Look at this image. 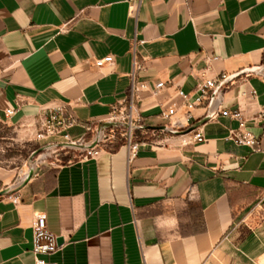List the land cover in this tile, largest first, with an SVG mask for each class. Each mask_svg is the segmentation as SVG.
<instances>
[{
	"label": "crops",
	"instance_id": "1",
	"mask_svg": "<svg viewBox=\"0 0 264 264\" xmlns=\"http://www.w3.org/2000/svg\"><path fill=\"white\" fill-rule=\"evenodd\" d=\"M107 56L112 64L95 66ZM263 58L264 0H0V124L30 133L41 112L63 110L78 122L75 140L128 106L133 81L144 86L133 100L140 125L183 122L177 90L193 102L202 78ZM220 102L241 113L260 151L229 140L239 121L219 111L201 143L165 134L131 159L110 143L96 158L38 166L0 198V264H35L38 214L63 240L43 257L56 264H264V76L236 78ZM205 115L192 110L194 122ZM14 177L0 171L3 188Z\"/></svg>",
	"mask_w": 264,
	"mask_h": 264
},
{
	"label": "built area",
	"instance_id": "2",
	"mask_svg": "<svg viewBox=\"0 0 264 264\" xmlns=\"http://www.w3.org/2000/svg\"><path fill=\"white\" fill-rule=\"evenodd\" d=\"M140 1V0H139ZM113 59L111 56H107L103 59L97 60L95 66L98 68L103 67L106 64H112ZM226 76H221L218 79H207L202 78L196 85L195 92L196 97L193 102L188 100V94L183 90H177L176 95L182 98V101L186 107V113L184 115L183 122H176L174 124L165 125L173 130H186L189 126L193 124L192 110L198 106H205L206 114L209 110L210 97L213 90L217 85L225 79ZM164 87V83L159 82L155 85L154 92H158ZM144 88V86L137 87L132 82L129 96H128V106L125 108H115L111 112L110 116L103 122H117L124 123L128 125V129L124 128H113L107 129L113 132L115 129H121L123 134V143L126 145L128 150V158L131 159L136 156L137 151L140 146L144 145L146 141L140 140L135 135L136 131L140 125L136 118L133 116V100L135 94L139 89ZM222 91V90H221ZM215 101V104L211 108L212 118L216 116L219 112L223 116H228L231 119L239 121V130H229L228 139L231 140L234 144L238 146L249 147L254 151H260V142L248 131L244 130L245 121L242 119L241 113L239 111H226L221 109L220 94ZM252 94L255 95V91H252ZM14 113L13 110H5L4 114L6 117L11 116ZM176 113V106L172 105L166 110H162L159 114V117L164 121H170L171 117ZM257 120L259 122H264V107H262L257 115ZM35 128V137L37 141H47L46 147H56L57 144H90L93 142L96 137L98 138L97 144L87 150H84V155L82 158H96L99 156L102 150L104 143V138L106 137V130L99 132L97 128L93 131L92 128L87 129V133H92V139L86 142V136H81L73 140L69 134V130L78 125L77 120L70 115L69 113L63 110H47L41 112L34 120ZM134 128V129H133ZM151 132V131H150ZM152 133H162V132H152ZM165 134V133H162ZM182 138V143L187 144H196L204 141L202 133L199 129L192 131L186 135L180 136ZM52 140V141H50ZM55 140H60L61 142H55ZM50 141V142H49ZM25 176V173H22L17 182H20ZM32 241H33V254L36 256L35 264H56L54 262L48 261L43 257L50 256L55 253L60 246L57 245V238L48 232L46 225V218L44 214H38L35 216L32 224Z\"/></svg>",
	"mask_w": 264,
	"mask_h": 264
},
{
	"label": "rangeland",
	"instance_id": "3",
	"mask_svg": "<svg viewBox=\"0 0 264 264\" xmlns=\"http://www.w3.org/2000/svg\"><path fill=\"white\" fill-rule=\"evenodd\" d=\"M261 65L264 66V60ZM97 127L98 124L91 128L94 131ZM32 130L30 133H24L20 129L0 124V171L15 174L9 186L15 185L18 181L15 178L24 173L33 162L35 163V169L38 166L56 167L76 161L84 155L83 151L79 149H70L63 146L46 147L47 141H37L34 126H32ZM122 134L121 129H115L113 132L106 130L103 146H111L110 143H123ZM135 135L138 139L144 141H151L165 136V134L145 130L136 131ZM90 139H92L91 132L87 134L86 142ZM55 142L61 141L55 140ZM1 183L0 181V190L4 189Z\"/></svg>",
	"mask_w": 264,
	"mask_h": 264
},
{
	"label": "water",
	"instance_id": "4",
	"mask_svg": "<svg viewBox=\"0 0 264 264\" xmlns=\"http://www.w3.org/2000/svg\"><path fill=\"white\" fill-rule=\"evenodd\" d=\"M250 74H255V75H263L264 76V66L263 65H257V66H250L247 68H243L242 70H239L238 72H235L231 75L226 76L225 79H223L217 87L213 90L211 97H210V103H209V112L201 119L195 121L191 126H189L186 130H173L168 128L165 125L161 126H140L138 129L140 130H147L151 132H162L165 134H171V135H176V136H182L186 135L192 131H195L199 129L201 126H203L206 122H208L211 117L213 112H211V108L215 104V101L222 90V88L235 80L236 78L244 75H250ZM113 128H124L128 129V125L124 123H117V122H101L98 124L97 130L99 132L107 130V129H113ZM134 129V128H133ZM98 138L91 142L90 144H79V145H72V144H57L56 147L58 146H63L65 148H70V149H79L81 151L90 149L94 147L97 144ZM35 170V163L33 162L31 165H29L28 169L24 172L25 176L24 178L20 181L17 182L13 186H8L4 189L0 190V198L6 197L13 195L20 191L31 179V177L34 174ZM63 240L62 238L57 239V245L60 246L62 244Z\"/></svg>",
	"mask_w": 264,
	"mask_h": 264
},
{
	"label": "trees",
	"instance_id": "5",
	"mask_svg": "<svg viewBox=\"0 0 264 264\" xmlns=\"http://www.w3.org/2000/svg\"><path fill=\"white\" fill-rule=\"evenodd\" d=\"M264 60V59H263Z\"/></svg>",
	"mask_w": 264,
	"mask_h": 264
}]
</instances>
